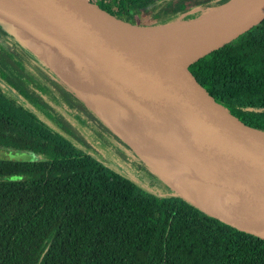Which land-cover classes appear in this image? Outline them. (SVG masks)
I'll list each match as a JSON object with an SVG mask.
<instances>
[{"label":"trees","instance_id":"16d2710c","mask_svg":"<svg viewBox=\"0 0 264 264\" xmlns=\"http://www.w3.org/2000/svg\"><path fill=\"white\" fill-rule=\"evenodd\" d=\"M99 1L120 18L136 22L143 13L146 26H157L229 0ZM189 69L264 133V22ZM24 70L0 42V147L45 157L0 160V264H264L263 239L182 194L141 188L51 131L21 103Z\"/></svg>","mask_w":264,"mask_h":264},{"label":"water","instance_id":"95a60500","mask_svg":"<svg viewBox=\"0 0 264 264\" xmlns=\"http://www.w3.org/2000/svg\"><path fill=\"white\" fill-rule=\"evenodd\" d=\"M195 18L146 26L118 17L96 0H0V27L66 78L87 102L137 135L163 136L167 131L154 130L180 126L262 225L241 226L232 211L228 216L234 220H227L194 203L264 240V133L233 115L189 69L260 26L264 0H255L231 22L192 32L165 30ZM83 40L132 72L168 119L133 113L115 99L108 75L75 51L72 42Z\"/></svg>","mask_w":264,"mask_h":264},{"label":"rangeland","instance_id":"374dc122","mask_svg":"<svg viewBox=\"0 0 264 264\" xmlns=\"http://www.w3.org/2000/svg\"><path fill=\"white\" fill-rule=\"evenodd\" d=\"M134 19L136 22L133 23L145 25V14H139ZM0 42L25 66L23 73L26 77L21 80V85L26 95L21 98L22 105L51 131L69 142L76 150L90 155L155 195L169 196L179 193L200 205L198 195L196 198L189 197L185 188L171 184L170 174L137 134L117 123L102 109L97 107L98 110L87 102L66 78L47 66L17 39L8 34L5 37L0 36ZM144 154L159 162L161 168L155 167ZM42 159L45 157L38 153L0 147V160L30 162Z\"/></svg>","mask_w":264,"mask_h":264},{"label":"bare ground","instance_id":"6f19581e","mask_svg":"<svg viewBox=\"0 0 264 264\" xmlns=\"http://www.w3.org/2000/svg\"><path fill=\"white\" fill-rule=\"evenodd\" d=\"M255 0H232L205 14L186 22H178L165 30L192 32L210 28L237 19ZM75 51L84 59L95 64L109 77V90L112 96L131 112L168 119L166 113L156 103L144 84L130 71L109 59L103 52L86 40L78 45L72 42ZM78 91V90H77ZM151 120V119H149ZM140 122L146 123L147 120ZM167 131L163 136H138L146 147L158 158L162 167L170 174L173 185L186 189L189 195L197 198L200 205L219 216L230 220L232 211L241 226L246 223L262 225L261 221L247 207L237 193L227 184L219 172L206 159L195 142L178 125L155 129ZM155 161V160H154ZM160 167L159 162L155 161ZM161 168V167H160ZM255 230V228H250Z\"/></svg>","mask_w":264,"mask_h":264},{"label":"built area","instance_id":"2783aa9c","mask_svg":"<svg viewBox=\"0 0 264 264\" xmlns=\"http://www.w3.org/2000/svg\"><path fill=\"white\" fill-rule=\"evenodd\" d=\"M99 1V0H98Z\"/></svg>","mask_w":264,"mask_h":264}]
</instances>
